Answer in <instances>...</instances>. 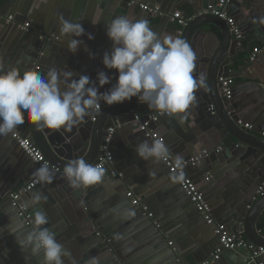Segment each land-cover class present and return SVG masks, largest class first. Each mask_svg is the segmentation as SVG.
<instances>
[{"label": "water", "instance_id": "water-1", "mask_svg": "<svg viewBox=\"0 0 264 264\" xmlns=\"http://www.w3.org/2000/svg\"><path fill=\"white\" fill-rule=\"evenodd\" d=\"M0 1L8 4L6 8H1L3 4H0V70L7 71L15 67L20 70L21 75L28 70L44 74L52 66H67L77 74L88 75L93 80L99 71H105L112 77L111 83L116 82L118 73L106 69L102 63L104 52L112 49V41L106 36V25L117 16L135 20L132 12L137 8L136 5H130L128 0H67L63 5V18L81 23L85 33L91 27L87 28L90 25L86 18L83 20L84 8L87 5L94 6L97 10L96 18L98 17V36L90 42V51L95 58H90L89 55L86 60L74 63L54 55L57 49L55 44L58 43L55 39L70 38L61 35L59 20L35 14L31 5H24L27 0ZM45 1L46 7L52 3V0ZM149 1L166 7L183 0ZM184 1L190 3L194 11L199 10L191 3L192 0ZM213 2L214 0H207L206 3ZM22 10L24 17L27 15L26 18L34 20L27 32L19 28L23 21L19 23L17 16L13 17L14 24H7L5 20L11 15L10 11L19 13ZM234 25L241 32V39L234 37L225 21L210 14L195 16L187 22L180 37L196 53L193 76L205 74L207 88L197 90V101L187 110L184 120L180 119L183 114L159 116L151 126L155 129L162 124L166 130L172 131L175 141H166L165 144L174 158L180 155L187 160L200 155L202 151L210 152L208 158L186 172L200 168L202 178L206 173L214 177V180H208L203 185L197 182L199 178H195L198 190L204 193L206 201L213 207L226 206L222 215L223 221L231 228H227L229 231L242 228L249 243L264 247V232L257 233L255 228L258 217L264 216V188L263 195L258 194L264 184V139L253 135L261 133L256 130V125H264V96L259 93L264 86L260 83L249 84L243 102L238 105L250 118L251 131L237 125L240 120L237 110H227L231 106L233 92L228 101H223L219 93L218 78L231 72L228 59H235L236 52L244 47L243 28L237 20H234ZM168 33L178 35L176 28L167 29L165 26L163 34ZM110 87L111 84L105 85L100 91L104 92ZM157 113L156 110L148 109L146 104L132 99L112 106L104 105L99 114L86 117L71 131L63 128H39L27 116L25 123L15 129L23 137L29 138L50 165L58 170L55 177L63 175L64 166L76 158L82 157L89 163L97 164L101 155L100 147L104 145L106 138H109L107 145L113 162L126 159V164L130 167L128 175L116 171L110 176V167L107 166L103 181L95 185L73 188L67 183L64 186L65 194L74 201L78 209L72 214H48L49 221L59 219V222L52 227L48 224L45 226L56 234L57 241L67 246L66 249L71 253L67 260L64 258V264H197L204 261L217 247L218 236L213 234V226L204 222L179 184L171 179L164 164L161 161L154 163L152 160H142L135 153L138 144L144 141L150 143L143 132L137 131L141 121H148L150 116ZM242 124L245 122L242 121ZM109 129L113 130L111 134ZM5 138L11 140V144L5 147L6 154L11 145L18 149L11 134L0 136V144L5 143ZM217 148L221 151L215 154ZM19 152L22 154L20 150ZM1 164L0 157V167ZM208 166L216 167V170L212 171ZM135 172H139V177L130 176ZM228 179L233 181L232 185L225 183ZM43 185L21 198L25 213L29 216V219H25L24 216H19L9 199V194L16 190V186L4 187L0 176V264H43L42 254L32 256L28 248L22 249L17 243L32 228V197L39 193ZM235 190L246 200H239L229 210L226 192ZM128 191L132 192L130 198L125 196ZM25 198L30 201L24 203ZM47 201L50 206L52 201L48 198ZM39 207L43 211L51 209L44 200ZM129 210H134L135 215L129 216ZM20 222L24 224L23 230L16 232L15 236L10 234V229ZM215 222L219 223L217 220ZM64 225L67 232L62 237L59 234L63 233ZM185 243L191 248L190 251H182ZM224 258L222 256L215 264H220Z\"/></svg>", "mask_w": 264, "mask_h": 264}, {"label": "clouds", "instance_id": "clouds-1", "mask_svg": "<svg viewBox=\"0 0 264 264\" xmlns=\"http://www.w3.org/2000/svg\"><path fill=\"white\" fill-rule=\"evenodd\" d=\"M264 22V21H262ZM60 33L68 36V51L76 54L85 35L81 23L59 18ZM106 36L112 41L111 51H105L102 63L108 70L118 73L116 82L105 71H99L95 80L88 75L77 74L67 66L50 67L46 73L21 72L18 68L0 70V136L12 134L25 123V117L39 128L71 131L86 117L99 114L101 104L112 106L130 102L135 97L148 109L162 115L180 116L184 120L195 105L198 89L207 88L205 74L193 76L196 68V53L189 43L178 35L155 32L147 20H132L125 16L115 17L106 25ZM88 40L94 39L91 33ZM90 58H95L90 53ZM2 69V65H0ZM111 84L106 91L100 88ZM138 158L154 163L167 161L169 149L163 139L144 141L135 147ZM184 158L175 157L176 171L171 174L174 182L184 180ZM106 169L76 158L63 168V176L73 188L101 183ZM36 183H51L54 170L42 164L34 173ZM46 200L41 194L32 197L34 208L32 228L23 240H17L20 248H28L32 256L43 255V264H64L71 253L57 241L48 227L47 213L39 205ZM129 216L135 215L129 210ZM24 228L23 222L10 229L14 235Z\"/></svg>", "mask_w": 264, "mask_h": 264}, {"label": "crops", "instance_id": "crops-1", "mask_svg": "<svg viewBox=\"0 0 264 264\" xmlns=\"http://www.w3.org/2000/svg\"><path fill=\"white\" fill-rule=\"evenodd\" d=\"M67 0H58L57 2H54L52 0V3L48 7L44 5L47 3L45 0H27L24 4L25 6L28 4V6L31 5V9H34V13H40L41 15L52 17V19L59 20V18L62 16L64 17V10L65 7H63L64 3H66ZM249 1V2H248ZM144 2L156 6L160 8L166 16L159 17L154 15H146L143 16V12L139 10V8H135V11L132 12V15L135 20L145 18L149 26L157 33L163 34L164 33V27L166 26L167 29L169 28H177L176 24L171 22L169 16H171L174 12H180L183 16L185 14V17H188L189 15L197 12H202L207 8V6L213 5L216 0H214L213 3H206L207 0H192V4L198 8V11H194L193 6L190 3L185 2L184 0L181 2H175L171 6L161 7L158 4H154L149 0H144ZM0 4H3L1 8H6L8 4L3 3L0 1ZM49 4V3H48ZM73 4V2H72ZM41 9V10H40ZM1 10V9H0ZM4 10V9H3ZM11 10V9H10ZM96 8L94 6H86L84 8L83 12V20L86 18L88 22L87 28H90L87 30L84 36L80 37L79 39L82 40V44L77 51L76 54H72L68 51V40L70 38H63V40L55 39L58 42L55 45H57V49L55 50L56 53H54L55 57H58L59 59L70 61L74 63H80V61H84L89 57V54L91 53L90 49V42L92 40L96 39L98 36V31L96 28V24L98 23V17L96 18ZM226 11L230 18L234 20H237L239 25L243 28V49H239V51L236 52L235 59H228L229 62V69L230 74L227 75L231 77L234 80L233 85V100L231 101V106L227 108V110H237L239 114L240 120L244 121L246 124H252L250 118L245 115V111L242 109H239L238 105H240L241 102L244 100V93L247 92V89H249V84L253 83H260L264 86V28L261 29L260 27H264V0H232L227 5ZM1 12V11H0ZM22 11H19V13H16L15 11H10L11 15L13 17L17 18V21L21 23H29L31 26L34 20L28 17H24L25 13H22ZM169 15V16H168ZM33 18V17H31ZM21 24V25H23ZM93 24H95L93 26ZM43 27V26H42ZM44 28V27H43ZM91 33L94 36V39L88 40L87 34ZM253 48H258L261 50V53L252 61H248V57L252 51ZM15 64V63H14ZM263 90V91H261ZM259 90V93L264 96V88H261ZM223 101H226L223 99ZM259 123L256 128L259 132H264V125L262 127H259ZM161 136H163L164 141H175V136L171 133L172 131L166 130L162 124H159L155 129ZM161 131L163 133H161ZM260 133V134H261ZM260 134L254 133L253 135L259 139H263ZM6 143V145H5ZM5 143L0 144V157H1V167H0V176L1 181L5 186H12L14 189H18L19 187L23 186L26 182L30 180V178L34 174V165L30 162H27L25 160V156L19 152L18 149L13 148L11 145L10 151L6 154L5 153V147L8 146V144H11L10 138H5ZM4 147V150H3ZM186 160V159H184ZM218 164V163H217ZM216 166V165H215ZM109 175L115 173L116 171L122 172L125 175H128L130 173V167L126 164V159H121L118 161V163H112L110 166ZM135 167V166H132ZM131 167V168H132ZM209 169L212 171H215L216 167L208 166ZM112 172V173H111ZM187 174L194 180L195 178H199L197 181L200 184H205L207 181H205V178H210L209 180H214V177H212L209 173H206L203 178L202 170L200 168H196L195 170H189ZM121 175V174H120ZM119 175V176H120ZM109 176V177H110ZM132 177H139V172H135L134 174L131 173ZM227 178V177H226ZM229 180V179H228ZM223 181V180H221ZM224 182V181H223ZM232 180H225V183H228L229 185H232ZM69 183L68 180L63 176H56L51 183H47V185H43L39 189V194H41L43 197H47L49 200L52 201L51 205L49 206V202H47L48 207L51 209L45 211L47 215H54V213H57V215L68 212L69 214H72L75 212L76 205L74 201H72L71 198H68L65 194L64 186ZM197 184V183H196ZM14 186V187H13ZM13 189V190H14ZM234 190V189H233ZM131 191H128V194H131ZM202 193V192H201ZM227 193V200L229 201V204H227L228 209L233 208L235 206L234 204H237V202L240 200V202H245V197L243 199L242 195L238 193V191L235 190V192H226ZM204 195V193H202ZM127 197V194L125 195ZM124 196V197H125ZM132 196V195H131ZM244 196V195H243ZM130 198V197H127ZM27 199V200H26ZM254 200V199H253ZM23 201V200H22ZM30 201V199L25 198L24 203H27ZM210 204V203H209ZM211 205V204H210ZM226 206L223 205L213 207L211 205V214L213 219L217 220L219 223H222L231 230L228 223L223 221V213L225 211ZM60 212V213H59ZM61 219V218H60ZM59 222V219L51 220L48 223V226H53ZM256 231L257 233L264 232V216H259L256 221ZM65 226L63 228V233L59 234V236L64 235V232H67L65 230ZM240 230L243 233V238L247 240V238L244 235L243 229L237 228L235 231ZM56 235V234H55ZM260 235V234H259ZM209 240H211V236L209 235ZM248 241V240H247ZM173 242V241H171ZM249 242V241H248ZM67 244V242L65 243ZM218 246V245H217ZM65 248L67 246H64ZM190 247L185 243L183 244V250L182 251H190ZM210 254H208L209 256ZM248 255L247 251L242 250L241 252L236 253H229L224 255L225 257L223 259V262H220V264H243L245 262L246 264V256ZM69 258V257H67ZM65 258V260H67ZM207 258V257H206ZM243 259V260H242ZM202 262V261H201ZM264 263V262H263Z\"/></svg>", "mask_w": 264, "mask_h": 264}, {"label": "built area", "instance_id": "built-area-1", "mask_svg": "<svg viewBox=\"0 0 264 264\" xmlns=\"http://www.w3.org/2000/svg\"><path fill=\"white\" fill-rule=\"evenodd\" d=\"M130 5H136L140 11L146 13L147 15H154L163 17L166 14L158 7L152 6L142 0H128ZM229 3V0H216L213 5L207 6V8L202 11L198 12L192 16L184 17L180 12H174L169 16L171 22L175 23L177 28L176 32L178 36H180L183 28L187 25L192 18L195 16H200L202 14H210L216 16L217 18L225 21L229 27L230 31L234 35L236 39H241V32L238 28L234 25V21L232 18L229 17L226 8ZM7 24H14L13 16H8L5 18ZM30 24L24 23L23 25H19L21 30H25L26 32L29 30ZM261 50L258 48H253L249 57L248 61L252 62L259 54ZM218 84L220 86L219 93L221 97L228 101L230 100L233 92V85L234 80L229 76H221L218 78ZM132 99H136L133 97ZM127 102V101H126ZM106 104H101L102 107ZM159 116H169V115H162L159 112L156 115L150 116L148 121H141L137 131L143 132L144 136L152 142L154 139H161L162 137L152 129L151 124L157 120ZM94 120V119H92ZM237 125L243 127L247 131L252 130V126L250 124H242V121L238 120ZM109 134L113 132L112 129L108 130ZM260 136L264 139V132L260 134ZM12 139L16 142L18 149L22 152V154L29 160L31 164L34 165V173L35 171L42 165L47 164L50 169L54 170L55 174L58 172L57 169L52 167L50 163L44 158L41 151L34 145V143L29 139L23 137L18 131L14 130L11 134ZM163 139V138H162ZM164 141V140H163ZM108 142L109 138H106L104 141V145L100 147L101 155L98 157L97 164L106 168L113 163V156L109 152L108 149ZM165 143V142H164ZM221 151L220 148H217L214 153L217 154ZM210 155L209 151H202L200 155L184 160V180L178 182L180 189L183 191L185 196L189 199L191 203H193L203 217L204 222L209 225L213 226V234L218 236V246L215 250L210 253V255L202 262L197 264H215L218 262L222 256L232 253L236 250H244L247 251L248 255L246 256V264H264V247L262 246H254L249 243L246 239L243 238V233L240 230L237 231H229L226 226L222 223H217L212 217L211 214V207L209 203L206 201L203 194L198 190L195 181L187 174V169L194 168L196 165L203 161L204 159L208 158ZM164 166L168 169L169 173L172 174L176 171L175 169V158L169 152V158L167 161H161ZM209 178H205V181H208ZM45 183H36L34 174L30 178L28 182H26L23 186L19 187L15 191L9 194V199L12 203V206L16 208L19 216H24L25 219H29V216L25 213V208L23 203L21 202V198L27 194L28 192L36 189L38 186L43 185ZM262 188H264V184L259 189L258 194L259 196L263 195ZM127 197H131V194L127 193ZM148 217H151L149 215ZM168 245H171L169 243ZM182 264V263H180Z\"/></svg>", "mask_w": 264, "mask_h": 264}]
</instances>
